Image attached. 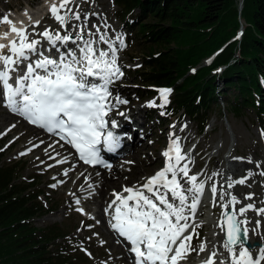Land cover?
Masks as SVG:
<instances>
[{"label": "snow or ice", "instance_id": "obj_1", "mask_svg": "<svg viewBox=\"0 0 264 264\" xmlns=\"http://www.w3.org/2000/svg\"><path fill=\"white\" fill-rule=\"evenodd\" d=\"M74 4H77V0H59L58 4L51 3L49 6L51 18L60 25L64 34L48 28L35 32V26L41 22L33 20L27 12L24 13L29 21L27 25L21 21V26L17 27L7 14L0 20V23L10 25L8 32L0 34V39L9 41L0 43V88L4 103L11 111L50 133L60 134L61 139L67 140L75 148L79 159L85 164L110 169L111 165L100 156L99 146L105 145L109 152L120 147L121 138L109 130L106 117L118 105L128 103L118 95L114 97L115 103L109 100L112 96L109 85L123 76L117 63V52L126 45L120 36L116 37L119 45L104 34L99 35V41L85 39V26L82 25H72L73 31L78 29L74 37L68 31V23L81 19L80 12H74L70 7ZM30 28L32 31H29ZM33 33L39 39H30ZM12 34L15 38L9 39ZM87 35L91 37L93 34L89 32ZM44 41L47 48L43 46ZM78 41L79 56L72 49L61 51L58 47L66 46L69 42L77 44ZM98 42L107 44L108 49L94 47ZM54 48L57 57L45 55ZM34 56L36 59L32 58ZM89 78L99 79L103 83H91ZM157 91L163 101L160 107L167 105L172 89L160 88ZM148 106L157 105L152 101ZM119 115L124 116L125 113ZM117 126V122L112 120L111 128ZM261 135L264 136V130ZM170 141L162 152L165 166L146 178L143 184L125 186L121 192H114L115 199L105 209L111 213V228L127 242L135 264H181L187 261L191 253L206 251L210 254L201 264H261L264 261V245L258 248V259L253 258L248 245L249 231L261 235V221L257 220L253 225L246 214L251 210L257 216L264 217V207L257 208L253 203L243 204L236 194L227 190L236 185H245L252 173L237 180H227V189L220 186L219 192L215 183L209 188L212 206L222 210L217 227L224 233L225 239L221 244L229 258H223L215 246L209 250L203 241L194 247L193 235L199 237L195 229L202 226L196 222V215L205 193L206 181H198V175H189V163L192 161L183 152L179 138L172 139L170 136ZM181 180H184L183 184ZM253 195L248 194L244 200H252ZM237 205L242 206L237 208ZM261 238L264 240V235Z\"/></svg>", "mask_w": 264, "mask_h": 264}, {"label": "rangeland", "instance_id": "obj_2", "mask_svg": "<svg viewBox=\"0 0 264 264\" xmlns=\"http://www.w3.org/2000/svg\"><path fill=\"white\" fill-rule=\"evenodd\" d=\"M77 2L78 8L77 6L75 8L76 4L70 5L74 12L78 10L81 12L80 14L87 13V18L90 14H97V17L92 16L90 20L91 28L89 27V30L85 32V39L91 38L99 41V35L104 34L109 40L115 41L116 44L119 45L120 41H116V37L120 36L123 40V44L126 45L125 47H120L117 52V63L123 72V76L117 79L118 82L115 80L113 89L114 97L118 95L120 98L127 100L128 103L118 105L117 108L113 110V112L118 110L115 113V117L121 116L119 115L121 112L125 113V117L134 116L135 112L141 110L139 121L140 123L144 121L146 123L142 130H140L141 133L136 135L135 139L137 141L133 145L134 148L131 150L130 148L127 149L122 152V156L113 159V161L117 163L120 162L123 164L125 162H131L134 163V165L124 166L125 170H123L124 173H122L124 179L118 186L109 187L107 204H110L109 202L115 199L112 198L114 192H121L125 186L132 187L141 185L145 182L146 178L152 176L160 168H163L165 166V157L162 156V152L170 144V136L172 139L179 138L183 152L186 153L192 161L189 163V168L191 169L189 175H198V181H206L205 193L196 215V222L203 225L195 229V231L199 233V237L193 235L192 244L194 247H198L202 241H207L208 243L212 236V232L218 234V241L222 242L220 228L218 227L217 231L214 226H209L204 223L206 216L212 212V209L215 211L214 220L218 223L222 211L220 207H213L211 203L205 204L204 201L206 192L207 190L209 191L213 183L217 185L219 192L220 186L227 189V180H237L252 173L248 179L249 181L247 180L244 186L236 185V188L234 187L235 189H228V191L236 194L242 200L243 204L253 203L257 208L264 207V175H261V172H264V136L261 135L262 130L260 128V121L255 111H253V109L245 110L244 113L240 114L232 111L228 100L233 99L237 92H235L234 89H229L227 90L228 100L224 97H218V103L215 105L214 111L208 118L206 129L202 132L200 131L199 122L185 116L183 112L180 113L179 116L174 117L173 115L175 114L169 112V106L174 95L173 91L169 96V103L160 107L163 101L159 100V92L157 95H150L147 93L146 90L148 89L141 84L139 76L136 75V71L141 69L142 61L148 54L147 49L149 50L148 43L141 41L139 37L136 36L138 27L136 26L134 28V25H132L133 19L138 16V11H135L133 15H126L123 19V17H121L120 8L115 4V0H77ZM51 3L58 4L59 0H0V20L7 14L9 19L18 22V26H21L20 22L23 19L24 23L28 22V18L24 15V12H29L31 14V12L34 13L37 11V15L39 16H35L37 17L35 19L40 22L44 18L45 19L39 26H35V32H42L45 28H48L53 31L59 30L61 34H64V30L60 25L51 18L49 12ZM61 14H63V12ZM24 16L27 20H25ZM148 21H151V19ZM72 23H74V20L69 21L68 31L74 33L72 35L75 37L77 31H73ZM0 24L2 25V23ZM1 25L0 33L8 32L6 29L10 25H7L6 28ZM97 29H100L99 32L96 31ZM89 32L93 35L88 38L87 33ZM14 38V34L9 37V39ZM31 38L39 39L38 36H35V33H33L30 39ZM2 41L1 43L9 42L4 39H2ZM98 43L99 45H96V47L98 46L99 49H108L107 44L102 42ZM93 46L95 47V44ZM157 50L160 49L158 48ZM209 61L210 59L204 60L202 65H208ZM194 71L195 70H191V73H194ZM222 71L223 69L219 70L217 73L221 74ZM111 85H109V90ZM218 88V91H223V84L221 81L218 83ZM145 95L150 96V98ZM152 101H155L156 107L148 106ZM113 103H115V100ZM1 110L2 109H0V157H4L3 163L8 165L18 164L19 167L23 168V176L25 179L39 181L41 190L45 193L44 196H41L40 200L46 204L47 208H51L53 205L54 208L57 207L55 211L45 217L35 220L36 226L42 228L53 224H59L70 227L73 233L68 237L69 247L74 248L77 255H81L78 251L85 253L92 264H132L131 255L128 256L127 262L124 259L126 254H128V246L115 238V234L111 230L109 223L107 227L102 226V219L98 217L99 209L97 206L95 204L84 203L88 195H86V197H77L73 193L71 187L74 186L79 171L83 169L77 166L79 171L74 172V179L70 181L68 186H65V180L57 178L58 172H49V168L55 163H48L41 167L34 165L35 163H32V161H40L38 159L39 155H30L29 153L33 147L41 144V152H46L51 146L50 143L47 144V142H45V140H48L47 137L43 135L40 129L28 126L25 121L17 116L16 119L5 120V117L9 115L3 114ZM169 113L173 115L171 116ZM14 126H16L14 133L8 134L7 136L6 129ZM30 127L34 130H38L41 136L40 138H33L32 142L35 143L28 147V141L32 138L34 133ZM178 131L181 133L176 134ZM188 136H190V139L184 144ZM136 150L137 152H134ZM59 152L66 153L67 156L70 155L67 149ZM134 153H138L139 155H132ZM59 154L53 153L52 156H57ZM160 156H162V159L159 158ZM126 159H128V161H126ZM243 161L250 163L251 166L248 168H244L243 166L239 173L235 172L233 175L226 173L229 167L233 168L232 165H234L238 168L235 163L242 165L243 163L241 162ZM145 164L147 166H145ZM143 166L145 170H141L137 173V168L139 169ZM116 168L115 166V168L109 171L111 175L119 171H115ZM67 170L68 168H66L63 173L65 174ZM95 171L105 172L102 170ZM84 172L91 174L94 171L87 170ZM209 177H211V179H208ZM181 183L183 184L184 180H181ZM250 193L254 194L253 199L244 200V197ZM70 196L73 197L71 202L69 201ZM217 199L219 200V197H217ZM77 201H79V203H77ZM105 206L104 203L102 213L108 220L109 217L107 218L106 216L111 215V213L105 211ZM239 207H241V205H238V208ZM80 209L83 211H80ZM246 215L251 221H262L259 232H264V217L257 216L255 212L251 210ZM260 218L263 219L261 220ZM189 232H192V229H189ZM252 232L253 231H251V233ZM119 244H121L122 247L119 246ZM76 246H78V250ZM212 248L213 245H209L208 249L211 250ZM216 250L221 253L219 248H216ZM205 258L204 253L197 254L193 252L190 254L187 261H182L181 264H197L198 261L204 260ZM81 259L82 261H79V264H86L82 257ZM262 263H264V261H262L261 264Z\"/></svg>", "mask_w": 264, "mask_h": 264}, {"label": "trees", "instance_id": "obj_3", "mask_svg": "<svg viewBox=\"0 0 264 264\" xmlns=\"http://www.w3.org/2000/svg\"><path fill=\"white\" fill-rule=\"evenodd\" d=\"M115 4L123 19L138 11L132 25L149 50L136 75L150 95L160 88L172 89L171 116L183 112L199 122L202 132L218 97L228 100L227 90L234 89L230 109L238 114L253 109L264 130V0H244L241 10L240 0H115ZM213 56L210 64L202 65ZM219 81L223 91H218ZM3 161L0 157V264H79L81 257L92 264L85 253L77 255L69 247L70 227L36 226L35 220L57 207L47 208L40 200L45 193L39 181L25 179L23 168Z\"/></svg>", "mask_w": 264, "mask_h": 264}, {"label": "bare ground", "instance_id": "obj_4", "mask_svg": "<svg viewBox=\"0 0 264 264\" xmlns=\"http://www.w3.org/2000/svg\"><path fill=\"white\" fill-rule=\"evenodd\" d=\"M79 3H81V2H79ZM78 5V2H77V4L75 5V8H76V6ZM88 5V4H87ZM84 9V8H83ZM27 11V10H26ZM74 11V10H73ZM99 11V10H98ZM80 12V11H79ZM25 13V12H24ZM41 13V12H40ZM81 13V12H80ZM28 14H30L29 12H28ZM38 14V12L36 11V12H34V13H32L31 12V16L33 17V20H36L35 18H37V17H35V16H39V15H37ZM87 14V13H86ZM81 15V19L79 20V21H76V20H74V23H72L73 25L74 24H77V25H82V26H85V32H87V30H89V27H90V25H91V18H92V16H94V17H97V14H90L89 15V17L87 18V20L85 21V14H80ZM26 16V15H25ZM24 16V18H25V20H27V18ZM41 16V15H40ZM19 17H20V15H19ZM22 18V17H21ZM17 19V18H16ZM23 19V18H22ZM21 19V20H22ZM45 19V18H44ZM43 19V20H44ZM17 20H19V19H17ZM24 20V19H23ZM22 20V21H23ZM43 20H41V23H42V21ZM12 21H14V20H12ZM28 21V20H27ZM15 23H16V26L17 27H20V26H18V22H16V21H14ZM24 23V22H23ZM29 23V21L28 22H26V23H24L25 25H27ZM40 23V24H41ZM97 23V22H96ZM1 25V24H0ZM3 25V24H2ZM1 25V26H2ZM7 25L8 24H4L3 25V27H7ZM71 25V24H70ZM91 28V27H90ZM9 29H10V26H8V28L6 29L7 31H9ZM100 30V29H99ZM241 30H242V33H241ZM241 30H240V32H239V36L237 37V39L238 40H241L242 39V34H243V25H242V27H241ZM29 31H32V29L30 28L29 29ZM72 31V30H71ZM78 31V30H77ZM93 31V30H92ZM97 31V30H96ZM105 32V31H104ZM76 33V32H75ZM94 33V32H93ZM0 34H2V33H0ZM72 34H74V33H72ZM77 34V33H76ZM97 34V33H96ZM94 35H95V33H94ZM108 36V35H107ZM98 37V36H97ZM109 37V36H108ZM88 38H89V36H88ZM93 38V37H92ZM87 39V38H86ZM4 40H7V39H4ZM99 40V39H98ZM1 41H2V39H0V43H1ZM3 42V41H2ZM103 43V42H102ZM80 44V42L78 41L77 42V44H73V43H71V42H69L66 46H63V47H61V46H59L58 45V47H60V50L61 51H65L66 49H72L73 51H76V54H77V56H79L80 55V53H79V51H78V49H77V46ZM98 45H99V43H98ZM43 46L45 47V48H47V42L45 41L44 42V44H43ZM101 46V45H100ZM95 47H96V44H95ZM102 47V46H101ZM45 55H51V56H53V57H57L58 56V53H57V51H56V49L54 48V49H52V51H51V53H48V52H45ZM33 59H36V57L34 56V57H32ZM213 59H214V56L212 57ZM212 59V60H213ZM212 62V61H211ZM210 62V63H211ZM209 63V64H210ZM14 76H15V74H14ZM116 81H117V79H116ZM118 82V81H117ZM118 85V84H117ZM114 84H112L111 85V87H110V92L112 93V96L109 98V100L111 101V103H113V101H114ZM1 89V94H0V98H1V102H0V109H2L1 110V112H3V114H5V115H9V116H7V117H5L6 119L5 120H12V119H16V115L12 112V111H10L9 110V108L6 106V105H2V103H4V100H3V95H2V88H0ZM120 90V89H119ZM120 92V91H119ZM126 109V108H125ZM129 109V108H128ZM116 111H118V110H115V112H113V111H110V115L111 116H109V114H108V117L109 118H112V119H114V118H117V119H120L118 122H120L121 123V133L124 135V149H123V151H126L127 149H129L130 148V150L131 149H133L134 147H133V145L136 143V135H138L139 133H141L140 132V130H142V128L144 127V125H146V123H145V121L143 122V123H140V121H139V115H140V113H141V110H139V111H137V112H135V115L134 116H129V117H125V115L124 116H119V117H115V113H116ZM117 116V115H116ZM15 128H16V126H14V127H10V128H8V129H6V135L8 136V134H11V133H14V130H15ZM30 129H32L33 131H34V133H33V135H32V138H30V140L28 141V144H27V146L28 147H30L31 145H33L34 143L32 142V140H33V138H40V136H41V133H39L38 132V130H34L33 128H31L30 127ZM127 133H132L133 134V136L131 137L130 135H127ZM180 134L181 132H176V134ZM189 139H190V136H188L187 138H186V140H185V142H184V144H186L188 141H189ZM45 142H47V144L48 143H50V147H49V149L46 151V152H41V147H42V144L41 145H38V146H36V147H33L32 149H31V151H30V155H32V154H38L39 155V160L40 161H32V163L34 162L35 164L34 165H37V166H44V165H46V164H48V163H55L54 165H52L50 168H49V172H58V174H57V178L58 179H63V180H65V186H68L69 184H70V181L71 180H73L74 179V172L75 171H79L78 169H77V165L75 164V162H76V159H75V155L74 154H70V155H66V153H60L59 151H62V150H64L65 148L64 147H61V146H59L54 140H52V139H48V140H45ZM167 149V148H166ZM165 149V150H166ZM70 152V151H69ZM134 152H137V150L136 151H134ZM53 153H60L59 155H57V156H52V154ZM68 153V152H67ZM72 153V152H71ZM132 155H135V156H138L139 154L138 153H134V154H132ZM131 156V155H130ZM160 159H162V156H160L159 157ZM126 161H128V159H126ZM241 163H243L242 165H238V164H236L235 163V165H237V167L238 168H236L234 165H232V167L233 168H230L229 167V169H228V171L226 172V173H229L230 175L232 174H234L235 172H238L239 173V171H240V169H242V167L244 166V168H248L249 166H251V164L250 163H248V162H246V161H243V162H241ZM147 164V163H146ZM145 164V166H147ZM234 164V163H233ZM110 165H111V168L109 169V168H105V169H102V168H96V169H94V170H92V171H94V172H92L91 174H88V173H86V172H84V171H87L86 169H84L83 168V170H81V171H79V174H78V177H77V179H76V181H75V184H74V186L73 187H71V189H72V191H73V193L75 194V196H77V197H86V195H88L87 196V198L84 200V203H86V204H95L96 206H97V208L99 209V211H98V213H99V215H98V217H100L101 219H102V226H104V227H107L108 226V223H109V220H110V217L109 216H106L107 218H108V220L103 216V213H102V207H103V205H104V203H105V209H107L108 208V206H109V204H107L108 203V201H107V194H108V192H109V187L110 186H118L120 183H121V181L124 179L123 178V175H122V173H124L123 172V170H125L124 169V166H128V165H134V163H131V162H125V163H123V164H121L120 162L119 163H117V162H114L113 160H111V163H110ZM115 166L117 167L116 169H115V171H117V170H119V171H117L116 172V174H114V175H111L110 174V172L109 171H111L113 168H115ZM66 168H68V170L66 171V173H67V175H65L64 173H63V171L64 170H66ZM145 167L143 166V167H140L139 169L137 168V173H139V171H141V170H145L144 169ZM95 170H102V171H105L104 173H102V172H97V171H95ZM120 173V174H119ZM249 181V180H248ZM249 185V184H248ZM241 186H244V185H241ZM250 187V186H249ZM235 188H236V186H235ZM234 188V189H235ZM237 189H238V187H237ZM245 189V188H244ZM228 190V189H227ZM236 191V190H235ZM234 191V192H235ZM116 193H118V192H116ZM125 195H127V193H125ZM112 198H115L114 196L112 197ZM73 200V197L72 196H70L69 197V201L71 202ZM204 201H205V204H208V203H211V193H210V191H208L207 190V192H206V195H205V199H204ZM109 203H111V202H109ZM212 204V203H211ZM242 206V205H241ZM261 206V205H260ZM237 208H238V205L236 206ZM263 207V206H262ZM210 212V211H209ZM97 214V213H96ZM214 214H215V211H214V209H212V212L211 213H209L207 216H206V220L204 221V223H206V225H209V226H214V228H215V230H217L218 229V227H217V223H216V221L214 220ZM105 215V214H104ZM261 219V218H260ZM263 219V218H262ZM261 219V220H262ZM255 221L256 220H254L253 221V224L255 223ZM262 222V221H261ZM263 225H264V223H263ZM109 226H110V224H109ZM251 226L252 225H250L249 227L251 228ZM104 229V228H103ZM218 231V230H217ZM108 233H109V230H108ZM219 233V232H218ZM221 234L223 233L222 231L220 232ZM261 235H254L253 234V232L251 233V231H249V234H248V236H249V239L251 240V241H253V240H258V241H260V242H262L263 244H264V240H262V238H261V236L262 235H264V232H259ZM187 234V233H186ZM211 237H210V241H208V243H207V241H206V243H207V245H208V248H209V245H213V246H215L216 248H219L220 250H221V256L223 257V258H229L228 257V253L222 248V244H221V242L220 241H218V234H216L215 232H212L211 233ZM224 240V239H223ZM119 246H121L122 247V245L121 244H119ZM258 248L259 247H257L256 249H254V250H252V249H250V251H252V253H253V258L254 259H258L259 258V253H258ZM210 254V252L209 251H206V252H204V256L205 257H207L208 255ZM131 255V253L129 252V250H128V254H126V256L124 257V259H125V261L127 262V260H128V256H130ZM201 261L202 260H200V261H198V263L197 264H201ZM262 264H264V263H262Z\"/></svg>", "mask_w": 264, "mask_h": 264}, {"label": "water", "instance_id": "obj_5", "mask_svg": "<svg viewBox=\"0 0 264 264\" xmlns=\"http://www.w3.org/2000/svg\"><path fill=\"white\" fill-rule=\"evenodd\" d=\"M243 2H244V0H240V10L242 9V7H243ZM241 33H242V30H241ZM216 56V55H215ZM214 56V57H215ZM212 59L213 58H211L210 59V61H209V63L212 61ZM223 235H224V233H223ZM224 238H225V236H224ZM248 245L250 246V249H252V250H254V249H256L257 247H260V246H262V245H264L262 242H260V241H258V240H253V241H251L250 239L248 240Z\"/></svg>", "mask_w": 264, "mask_h": 264}]
</instances>
